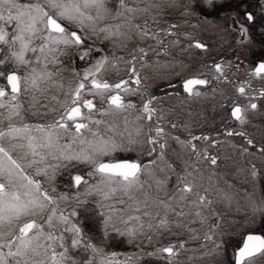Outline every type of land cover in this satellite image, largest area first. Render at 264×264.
<instances>
[{"label":"snow or ice","instance_id":"1","mask_svg":"<svg viewBox=\"0 0 264 264\" xmlns=\"http://www.w3.org/2000/svg\"><path fill=\"white\" fill-rule=\"evenodd\" d=\"M109 3L0 0V69L11 65L9 71L0 70V78L6 81L0 85V264H134L143 255L163 264H182L184 254H188V264H224V213L217 205L230 209L234 195L213 183L220 157L211 155L208 147L225 143L241 157L253 158L246 170L255 179L261 175L254 159L257 154L264 158V128H256L259 140L245 127L228 126L220 133L224 141L190 131L182 139L174 130L190 129V123H178L180 109L164 103L174 98L182 107L187 100L205 96L197 86L209 85V75L212 80L230 82L225 68L232 67V61L201 65L208 72L184 76L179 67L183 62H177L171 51L182 40L189 41L188 48L208 50L206 43H193L191 33L179 30L181 22L190 28L206 24L227 31L216 19L221 0H115L113 7ZM257 5L264 18V0H257ZM138 15L147 17L143 24L137 23ZM108 17L118 22L100 26L99 33L106 40L121 41L123 47L136 40L129 55L102 56L82 74L77 73L80 79L65 93L59 116L52 122H24L21 98L31 97L30 108L40 103L38 94L47 91L44 85L58 75L49 69V64L59 63L56 53L63 54L70 47L81 49L84 39L80 33L85 27L96 33L98 22ZM256 20V14L247 9L240 20L232 19L230 27L238 32L239 45L248 47L254 42L250 29ZM91 51H78V55L87 59ZM242 63L237 56L235 68L239 70ZM108 67L120 75L118 80L101 78ZM249 76L264 81V58ZM247 83L236 91L249 95L251 101L254 90L250 85L246 88ZM258 94L264 97V89ZM129 97H137L139 104ZM249 110H258V105L233 101L231 116L247 125ZM231 137L243 142L227 139ZM169 140L179 147V168L168 158ZM200 141L206 142L203 149L196 143ZM137 146L143 151V161L115 155L135 151ZM18 148L26 149L23 156L15 154ZM205 164L212 168L207 183ZM69 165H84L88 170L70 176L68 187L74 192H60L56 175ZM28 169L44 176L49 186L44 187ZM244 199L253 217H264V197L257 200L255 191L245 189ZM70 201H74L70 211L61 206ZM89 204L99 217L104 238L115 233L129 243L164 241L169 236L177 239L158 243L148 253L125 254L119 261L117 253H106L81 226L80 209L87 211ZM258 258L264 259V235L249 232L234 249L231 264H257Z\"/></svg>","mask_w":264,"mask_h":264},{"label":"rangeland","instance_id":"2","mask_svg":"<svg viewBox=\"0 0 264 264\" xmlns=\"http://www.w3.org/2000/svg\"><path fill=\"white\" fill-rule=\"evenodd\" d=\"M115 5V0H110L109 7ZM247 9L256 14L257 20L254 26L251 27V35L253 43L248 47H243L237 43L240 36L237 31L230 27L232 19L240 20L243 16V11ZM213 19V17H209ZM147 17L143 15H138L137 23L143 24ZM179 18H173V22H176ZM219 23L223 25L227 31H217L214 27L206 24H200L196 28H190L187 24L181 22V32H189L195 34V39L208 44L207 51H200L195 47L188 48L187 45L189 41L182 40L180 47H175L171 49L173 56L177 62L182 61L183 63L179 67L183 70L182 75L188 76L190 74H195L201 71L208 72L207 68L201 69V65H209L213 62H228L232 61V67H226L225 72L228 76L229 83H221L216 80H212L209 75L211 83L207 86H197L206 93L205 96L196 100H187L181 107L180 102L174 98L166 99L164 101L165 105H171L178 103L176 106L181 110L178 123H190V129H185L183 127L177 128L175 133L179 135L182 139L189 136V131L193 135L207 134L209 136L213 135V138L224 141L225 137L220 135L223 132L225 126L231 129L239 130L241 127H245L249 133L256 136L257 140L260 139V133L256 131V128H264V97L259 96V91L264 89V81L249 76V72L255 67L256 62L261 58H264V18H262V13L260 7L257 5V0H221V5L219 9ZM118 21L113 20L108 17L106 20H101L97 24V32L93 33L87 26L84 31L80 34L84 39V46L81 49L70 47L65 49L63 54L56 53L59 63L49 64V69H55L58 72L57 76L53 77V83L44 85L47 88L42 94H38V100L40 103L35 104L34 107H29L33 104L30 96L22 97V103L25 108L24 112V122L29 124H46L52 122L54 119L58 118L59 110L61 108V103L65 101V93H68L70 89L74 88L75 83L80 79L77 73L82 74L84 70L93 64L97 59L102 56H128L133 45L137 43L136 40L127 41V46L123 47L121 41H110L100 34L98 29L106 23H117ZM151 25V20L148 21ZM198 24V21L192 20V24ZM154 27V25H152ZM206 28L207 30L213 31V36L210 37V41L204 38L201 29ZM200 30V31H199ZM199 32V34L197 33ZM192 35V34H191ZM200 35V36H199ZM171 39V38H169ZM96 48V53L93 54V49ZM184 48V51H181ZM86 49H91L90 55L87 59H81L78 55L79 52H83ZM239 56L243 63L239 70L234 66L236 57ZM123 67V65H121ZM11 65H5L2 69L3 71H9ZM101 78L109 79L110 81H116L120 78L114 69L108 67L102 71L100 74ZM244 82L246 88L250 85V88L254 91L251 92V101L249 95H239L236 88ZM5 84L3 78H0V85ZM61 84L63 85L61 87ZM155 88V84L152 85ZM218 89V91H213V89ZM183 95V93H181ZM57 99H53V97ZM87 98L92 99L90 95ZM134 102L139 104V99L137 97H129ZM170 100V101H169ZM233 101H238L241 105L247 106L249 102H255L258 105V110H249L247 113V118L250 121L247 125H241L239 121H231L229 125L227 117L229 114V109L232 106ZM169 102V104H168ZM97 107L100 106V101L96 100ZM207 106V111L209 108L214 110L213 119L216 120L215 128L211 129L207 126H202L203 119L206 116H201L205 114L204 107L200 108L202 105ZM40 104H46L48 107H41ZM211 104V105H210ZM201 105V106H199ZM223 105V107L221 106ZM57 109V111H51V109ZM86 112V109H82ZM187 113H191L189 117ZM202 117V119L200 118ZM105 119H108L107 117ZM193 120L198 121L193 123ZM213 119H210L213 121ZM232 119V118H231ZM7 121H5V126ZM206 127L210 129L208 131ZM201 128V129H199ZM199 129V130H198ZM234 143H242L243 141L239 137L227 138ZM197 144L202 143L196 142ZM206 143V142H205ZM198 145L199 148L203 149L205 146ZM170 148L168 151V158L172 163L179 168L181 164V159L179 156V147L176 145L175 141L169 140ZM175 149V151H173ZM26 149L18 148L16 150V155L23 156ZM208 152L211 155H218L220 157L218 165L215 167L216 176L214 177L213 183L217 185L218 188L224 189L225 191L231 192L234 195V200L230 209H226L222 204H218L217 208L219 211L224 213L223 221L225 228L224 235V248L226 250V255L224 256V264H231L232 253L236 246L240 244L249 232H254L256 234L264 235V217L260 214H256L253 217V213L247 206L244 199V190L248 192L255 191V197L257 200L264 197V163L257 154L254 162L257 168L260 169L261 175L253 179L247 174L246 165L251 157L245 158L241 157L236 151L231 147L226 146L225 143L217 144L215 147H208ZM119 159H129V160H145L143 151L139 146L136 147L135 151L130 152H118L115 154ZM50 163H56V161L49 158ZM205 172V183H207V175L210 174L212 168L210 165H203ZM88 169L84 165H69L68 167H61L56 175L55 185L57 190L60 192H74L75 189H70L68 187L70 183V176L77 173H85ZM242 170V171H241ZM35 179L40 180L44 187H48V182L44 176H35L34 169H28ZM227 182V183H225ZM228 184L234 187L228 188ZM255 185V189L253 188ZM74 205V201L67 203L62 202V207H66L69 211ZM88 210L85 211L84 208L80 209L79 221L81 226L84 228L85 233L91 236L98 246L102 247L106 253H117L116 259L122 261L125 254H140L141 251L148 253L153 251V249L158 245V243H168L169 241L177 239L175 236H169L164 241H158L154 239L152 243H148L144 240H137L136 243H129L126 237H121L115 233H110L107 238L103 237L100 220L96 213L92 210L93 206L89 204ZM255 220V222H253ZM83 256V253L80 254ZM187 255L181 256L182 264H188ZM134 264H163L162 261L157 260L155 257L148 255H143L139 260L134 261ZM257 264H264V259L258 258Z\"/></svg>","mask_w":264,"mask_h":264},{"label":"flooded vegetation","instance_id":"3","mask_svg":"<svg viewBox=\"0 0 264 264\" xmlns=\"http://www.w3.org/2000/svg\"><path fill=\"white\" fill-rule=\"evenodd\" d=\"M194 24H195V22H194ZM200 31V30H199ZM201 31L203 32V36H204V38L206 39H208L209 41H210V37H212L213 35V31L212 30H207L205 27L203 28V29H201ZM198 34H199V32H197ZM192 34V37H193V43L196 41V40H199L200 38H198V39H195L194 37H195V34H193V33H191ZM200 36V35H199ZM206 39V40H207ZM200 41V40H199ZM207 44V43H206ZM208 45V44H207ZM200 51H203V50H201L200 49ZM93 54H95L96 53V48H94L93 49V52H92ZM5 84H6V81H5ZM10 90V89H9ZM239 94V93H238ZM184 95V94H183ZM170 100H172V99H170ZM169 100V101H170ZM197 101V100H196ZM177 101H175V104H173L172 103V101H171V105H177L178 103H176ZM255 103V102H254ZM168 104H169V102H168ZM211 105V104H210ZM199 106H201V105H199ZM202 107H204V109H205V114H203V111H201L202 112V115L201 116H206V119H203L205 122H202V126H207L208 128H209V126L211 125V129L212 128H215L216 126H215V123H216V120H214L213 119V116H214V110L213 109H211V108H209V111L208 112H206L208 109H207V106H205V103H204V105H202L200 108H202ZM230 111H229V114H228V117H227V119H229L228 120V123H226V125H229L230 123H231V121H236L232 116H231V107H230V109H229ZM181 111V110H180ZM201 119H202V117H200ZM232 118V119H231ZM210 119H213V121L212 120H210ZM192 121H193V123H195V122H198V121H202V120H198V121H195V120H193L192 119ZM204 128H206V127H202V129H204ZM199 129H201V128H199ZM198 129V130H199ZM207 129V128H206ZM208 131H210V129H207ZM213 135H211V137H212ZM205 142H203L202 141V143H199L200 145H203ZM199 144H197V145H199Z\"/></svg>","mask_w":264,"mask_h":264}]
</instances>
